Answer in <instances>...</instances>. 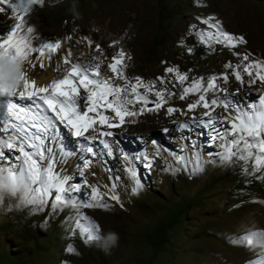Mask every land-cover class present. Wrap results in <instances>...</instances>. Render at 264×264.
Here are the masks:
<instances>
[{"label":"rangeland","instance_id":"rangeland-1","mask_svg":"<svg viewBox=\"0 0 264 264\" xmlns=\"http://www.w3.org/2000/svg\"><path fill=\"white\" fill-rule=\"evenodd\" d=\"M208 16L218 18L225 31L243 36L246 45L236 49L216 45L211 50L199 44L190 34V26L205 29L198 18ZM26 19L40 37L52 40L58 35L59 40L72 42L76 50L73 57L81 64L96 63L92 57L99 55L94 50L97 43L90 48L80 46L87 44L85 38L96 41L101 35L109 36L111 43L120 41L117 48L132 57L126 62L129 77H141L154 82L157 89L166 88L176 95L159 113L145 112L135 122L130 119L121 128L112 129L114 156L94 157L110 179L104 186L116 183L122 206L105 197L108 210L81 211L100 226V235L117 233L118 247L106 252L98 241L85 245L78 237H70L69 209L55 215L50 209L34 213L18 207L16 199L5 197L0 204V264H246L254 259L253 251L228 241L249 230L264 231V180L245 175L240 162L220 159L219 147L209 146L208 130L192 119L203 109L187 115L165 114L167 107L186 111L187 103L196 99L190 96L181 101L180 85L165 69L178 67L181 73L207 80L229 71L226 64L240 62L233 52L264 59V0H46V6ZM69 35L73 37L70 42L66 41ZM113 51L106 50V56ZM109 62L110 57L102 64L106 75ZM157 77H165L166 83L160 84ZM217 83L230 95L238 89L232 98L242 106L261 95V86L242 87L231 76L228 84L222 80ZM216 112L223 117V108ZM181 122H187L189 128L179 130ZM165 128L168 133H164ZM61 141L65 150L80 154L70 181L82 184L79 171L84 159L91 157L66 131L61 133ZM193 143L205 161H213L205 163L203 172L164 171L165 161L176 167L170 153L180 154L182 147L190 151ZM157 149L159 158L154 156ZM121 150L131 158L142 181V189L135 194L124 171ZM145 155L153 158L151 170L144 167L145 161L137 159ZM116 176L121 180L115 181ZM89 194L90 189L84 187L82 193L74 195L85 200ZM68 244L79 254H68Z\"/></svg>","mask_w":264,"mask_h":264},{"label":"snow or ice","instance_id":"snow-or-ice-1","mask_svg":"<svg viewBox=\"0 0 264 264\" xmlns=\"http://www.w3.org/2000/svg\"><path fill=\"white\" fill-rule=\"evenodd\" d=\"M43 6L46 0H0V14H6L10 20L7 30L0 34V204L5 197H11L18 201V207L34 213L50 209V214L55 215L69 209V236L90 245L99 240L101 228L81 210H108L110 205L105 197L116 204H121V200L115 182L101 186L86 178L88 174L94 175L89 172L92 159L83 161L79 171L82 184L72 183L68 176L60 173L59 163L71 156L61 141V133L66 131L75 138L80 150L90 157H113L116 142L112 129L121 128L130 119L135 122V118L145 112L159 113L176 93L166 88L157 89L154 82H145L141 77H129L125 71L126 62L132 57L123 48H117L120 41L108 45L115 51L107 56L104 48L95 44L94 50L99 55L92 60L96 63L76 62L72 51L65 50L61 40L40 37L26 19ZM198 19L205 29L197 30L191 25L190 34L199 44L211 50L216 45L228 49L246 45L243 36L225 31L215 16ZM72 39L71 35L66 37L68 42ZM85 39L92 47L94 41ZM192 51L191 47L187 48L189 54ZM233 55L239 63L226 64L229 71L207 80L181 73L178 67H167L165 73L173 75L175 84L180 85L179 99L185 101L190 96L196 99L187 103L186 111L167 107L165 114L169 117L176 113L187 115L203 109L192 119L198 122V127L208 130L209 146L219 147L220 159L226 163L240 162L245 175L264 180V59L252 58L249 53L233 52ZM109 57V74L106 75L102 64ZM46 68L59 75L40 84L34 73ZM230 76L242 87L261 86V95L242 106L232 98L238 95V89L230 95L217 83L222 80L228 84ZM157 79L160 84L166 83L165 77ZM217 108H223V117L217 114ZM178 127L183 131L189 124L181 122ZM163 131L168 133L169 130ZM170 155L176 167L165 161L164 171L172 173L180 170L190 175L200 173L206 162H213L203 159L195 143L190 151L182 147L180 154ZM154 156L159 158V149ZM121 159L125 161L124 171L135 194L142 189V181L131 158L122 150ZM137 159L145 161V168L151 170L153 167V158L145 155ZM114 180H121V177L116 176ZM84 187L90 189V194L87 199L80 200L74 194L82 193ZM228 242L253 251L255 258L246 264H264V231L249 230ZM65 250L70 255L79 254L72 244Z\"/></svg>","mask_w":264,"mask_h":264},{"label":"bare ground","instance_id":"bare-ground-1","mask_svg":"<svg viewBox=\"0 0 264 264\" xmlns=\"http://www.w3.org/2000/svg\"><path fill=\"white\" fill-rule=\"evenodd\" d=\"M10 24V20L8 19V16L6 14H0V34H3L6 30H7V26ZM100 34V33H99ZM58 39V35H56L52 40H57ZM96 41H94L95 43L100 44L104 50H108L109 47L108 45L111 43V38L109 36H97ZM63 42V48L65 50L70 49L72 51V53L74 54V45L73 43H66L63 40H61ZM82 45H80L81 47H89L88 44H86L85 46L83 45L84 43H81ZM93 44V45H94ZM92 45V46H93ZM79 47V46H77ZM90 48V47H89ZM79 50V49H77ZM84 50V49H83ZM76 51V50H75ZM35 77L38 79V82L40 84H46L48 82H50V80L54 77H57L59 74L56 73L55 71L51 70V69H44V70H37L34 73ZM68 152H70L69 150H66ZM71 156L68 157L66 160L61 161L58 165V170L60 171V173L62 175L68 176L71 180L72 178V168H74L75 166H77V157L80 155L79 153H75V152H70ZM93 160V164L92 167L89 169L90 173H94V175L92 174H88L87 175V179L89 180V182L91 183H99L101 186L104 185H108L110 183V179L106 176V172L103 168V166L100 163V160H98V158H92Z\"/></svg>","mask_w":264,"mask_h":264},{"label":"clouds","instance_id":"clouds-1","mask_svg":"<svg viewBox=\"0 0 264 264\" xmlns=\"http://www.w3.org/2000/svg\"><path fill=\"white\" fill-rule=\"evenodd\" d=\"M78 15V14H77ZM99 246L106 252L110 251L113 248L118 247L119 245V235L115 232L109 231L100 235L98 240Z\"/></svg>","mask_w":264,"mask_h":264}]
</instances>
